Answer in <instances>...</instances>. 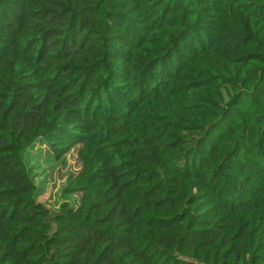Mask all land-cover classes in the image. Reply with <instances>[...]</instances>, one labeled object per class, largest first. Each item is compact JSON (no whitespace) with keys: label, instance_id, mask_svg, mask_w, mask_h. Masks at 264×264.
Instances as JSON below:
<instances>
[{"label":"trees","instance_id":"trees-1","mask_svg":"<svg viewBox=\"0 0 264 264\" xmlns=\"http://www.w3.org/2000/svg\"><path fill=\"white\" fill-rule=\"evenodd\" d=\"M0 264H264V0H0Z\"/></svg>","mask_w":264,"mask_h":264},{"label":"rangeland","instance_id":"rangeland-1","mask_svg":"<svg viewBox=\"0 0 264 264\" xmlns=\"http://www.w3.org/2000/svg\"><path fill=\"white\" fill-rule=\"evenodd\" d=\"M30 165L33 167L34 180L41 191L40 199L57 210L68 176L79 168L75 154L70 152L65 158L53 159L50 155L41 153L40 157L31 159Z\"/></svg>","mask_w":264,"mask_h":264}]
</instances>
